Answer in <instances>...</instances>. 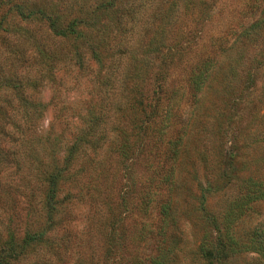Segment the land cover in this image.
I'll use <instances>...</instances> for the list:
<instances>
[{
    "label": "rangeland",
    "instance_id": "obj_1",
    "mask_svg": "<svg viewBox=\"0 0 264 264\" xmlns=\"http://www.w3.org/2000/svg\"><path fill=\"white\" fill-rule=\"evenodd\" d=\"M173 1L168 0L163 7H159L160 2L152 3L150 14L154 18L147 20L143 30L150 28L143 36L148 41L159 29L167 43L163 52H176L168 62L166 91L161 94L163 116L167 112L173 116L165 125L163 137L175 141L181 133L183 136L173 175L175 187L171 190L162 183L172 164L170 155L161 157L156 147L151 153H139L134 163L126 162L113 146L115 139L109 140L99 156L102 164L86 170L91 161L94 163L92 158L83 165L80 176L64 184L60 199L67 201L59 207L63 224L52 234L57 240L64 236V240L56 250L33 254L26 264H149L158 255L165 256V264H203L198 255L206 232L202 199L207 195V209L217 213L237 192L236 186L225 187V182L222 189L217 188L224 171L222 152L229 149L237 153L235 170L240 177L264 179V67L258 62L264 51V32L258 47L238 41L221 57L223 48L236 41L235 34L247 17L244 0H216L211 19L200 26L194 17L185 15L179 4L175 17L160 19L158 14ZM59 2L40 0L47 6ZM66 2L67 13L72 5L68 7L70 0ZM30 28L33 33L16 34L8 43L0 42V78L5 75L22 82L24 89L30 90V99L47 108L44 118L26 121L20 104L10 100L16 95H0V237L11 221L21 234L27 226L37 227L43 222L42 201L47 185L40 172L53 164L46 156V151L53 148L50 141L57 140L63 146L71 141L79 133L80 117L89 107H105L111 115L115 103L120 109L121 105L127 109L129 103L120 86V92L117 88L111 91L113 104L102 103L106 98L98 85L101 67L90 57V41L83 42V50L88 51L91 60L89 69L80 70L70 61L75 50L72 43L56 40L45 26ZM40 48L47 51L48 57H55L50 71L54 82L48 77L51 59L41 56ZM212 56L216 58L215 67L194 101L190 86L196 65ZM160 62L150 61L157 69L143 83L148 91L153 89ZM250 74L256 78L255 86L250 84ZM34 83L38 87H32ZM123 109L121 113H125ZM111 117L114 123L116 118ZM16 123L22 126L15 127ZM121 124L127 131L128 120ZM207 187L212 192L218 189V193L206 192ZM166 202H171L174 215L173 222L163 229L161 207ZM262 215L264 204L255 208L254 219L237 225L238 234L245 235ZM224 263L264 261L251 252L229 250Z\"/></svg>",
    "mask_w": 264,
    "mask_h": 264
},
{
    "label": "trees",
    "instance_id": "obj_2",
    "mask_svg": "<svg viewBox=\"0 0 264 264\" xmlns=\"http://www.w3.org/2000/svg\"><path fill=\"white\" fill-rule=\"evenodd\" d=\"M154 1L160 2L159 7H163L168 0H97L96 2L70 0L71 4L68 7L72 6L67 13L64 9L66 0H61L55 6H47L40 3V0H0V42L8 43L16 34L20 36L33 33L31 26H45L48 33L56 40L73 44L75 50L70 61L80 70H88L91 60L88 51L86 53L83 50V42L88 40L92 43L90 57H93L94 62L101 67V79L99 78L98 85L106 98L102 103L113 104L111 91L114 88L119 91L118 86L123 89L125 102H129L127 109H123L121 105L125 113H121L119 103H115L111 115L106 113L105 107L100 109L89 107L86 115L80 117L82 127L79 133L71 141L65 143V146L57 140L50 141L53 148L51 152L46 151V156L53 161V164L48 170L40 172L41 179L47 185L42 201L44 220L40 226H27L22 234L10 224L13 223L11 221L5 228V235L0 237V264H26L35 253L46 254L48 249L56 250L57 244L64 240V236L59 240L55 235L52 236L53 232L59 231L63 224L59 207L67 201L60 199L64 184L80 176L84 170L83 165L88 164L92 158L94 163L91 161L86 170L94 169L97 163H101L99 156L109 140L115 139L113 146H116V152L126 162L134 163L138 160L139 153H151L156 147L161 157L166 156V153L170 155L169 160L172 164L164 175L162 183L171 190L175 187L173 175L180 156L183 136L181 133L175 141L163 137L165 125L173 116L170 117L169 112L166 117L163 116L161 94L166 91L168 62L171 58H175L176 52H163L167 43L163 35L158 33L159 29L148 41L146 35L143 36L150 28L143 30L148 24L147 20L154 18V15L150 14ZM212 3L216 4V0H174L158 16L163 21L170 20L177 15L180 5L184 8L185 15L194 17L196 25L200 26L211 19ZM243 3L249 10L247 17L235 34L236 41L230 47L223 48L221 57L238 41H242L244 45L254 44L258 47L257 43L259 44L263 35L264 0H244ZM143 42L146 44H142ZM137 49L141 51L137 52ZM40 55L48 57L47 51L43 48H40ZM48 58L52 62V65L48 63L50 73L51 69H54L55 57L49 55ZM258 58V62L264 67V51ZM159 59L161 62L155 75V84L152 86V91H148L143 83L151 76V71L157 69V65L151 64ZM254 62L256 60L252 61ZM199 64L200 62L196 65V73L192 77L190 86L194 101L209 81L216 58L209 57L201 65ZM124 70L129 72H123ZM52 73L48 77L54 82ZM1 77L0 95L5 97L12 96V93L16 95V99L10 100L20 104L26 121L44 118L46 104L30 99L28 92L30 90L24 89L22 82L10 80L5 75ZM250 84L252 86L256 84V78L252 74H250ZM31 86L38 87V83ZM112 115L116 118L114 123H111ZM124 119L129 122L127 131L124 124L123 126L121 124ZM162 123L164 126L160 129ZM111 125L114 126L108 131ZM21 126L19 123L15 125V127ZM157 131L160 137L156 135ZM236 154L229 149L222 152L224 171L221 175L222 184L217 187L222 189L224 182L225 187L236 186V194L231 195L222 210L217 213H211L207 209L209 202L207 195L202 199L201 212L205 217L206 232L199 245L198 255L203 264H225L224 260L228 258L229 250L233 253L251 252L264 261V215L254 220L253 226L245 235H239L236 230L237 225L242 221L254 219L255 208L264 204V179L252 176L240 177L237 169L235 170L238 159ZM206 192L218 193V189L212 192V189L207 187ZM173 213L171 202L162 205L163 229L173 222ZM205 213L209 214L206 216ZM165 263V256L158 255L149 264ZM143 264L147 263L143 262Z\"/></svg>",
    "mask_w": 264,
    "mask_h": 264
}]
</instances>
